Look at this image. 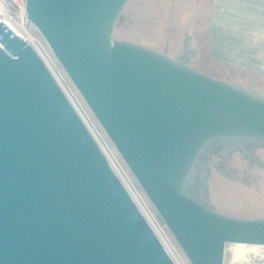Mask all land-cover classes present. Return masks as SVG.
<instances>
[{
  "label": "water",
  "instance_id": "water-1",
  "mask_svg": "<svg viewBox=\"0 0 264 264\" xmlns=\"http://www.w3.org/2000/svg\"><path fill=\"white\" fill-rule=\"evenodd\" d=\"M127 1L24 3L190 264H223L227 244L264 246V217L193 195L206 151L264 143V97L113 40ZM0 264H174L37 53L1 22Z\"/></svg>",
  "mask_w": 264,
  "mask_h": 264
},
{
  "label": "rangeland",
  "instance_id": "rangeland-1",
  "mask_svg": "<svg viewBox=\"0 0 264 264\" xmlns=\"http://www.w3.org/2000/svg\"><path fill=\"white\" fill-rule=\"evenodd\" d=\"M13 1L20 4L19 0H11V4H14ZM232 7L238 8L235 5ZM9 9L14 25L18 26L17 6L10 5ZM209 10L210 0H128L116 20L111 38L154 49L174 60H185L188 66L199 72L264 97V51H260L261 56L252 58L250 62L241 61L240 66L234 64L236 60L233 58H212L209 54V39L214 28ZM261 26L264 28V25ZM242 28L247 30V27ZM26 29L35 39L44 41L32 24L28 23ZM233 31L237 33L240 29L234 27ZM255 41V46L262 47L264 35L260 41ZM83 103L93 127L119 159L134 188L171 241L172 236H169L165 225ZM204 159L200 185L193 193L194 197L227 216L245 219L264 217V143L240 142L223 147L215 145L206 151ZM171 242L183 263L190 264L173 238ZM226 247L229 246H225V251ZM225 251L223 264L239 263L231 262L230 251ZM263 255L261 252L258 255L248 254L246 261L239 264H264Z\"/></svg>",
  "mask_w": 264,
  "mask_h": 264
},
{
  "label": "crops",
  "instance_id": "crops-1",
  "mask_svg": "<svg viewBox=\"0 0 264 264\" xmlns=\"http://www.w3.org/2000/svg\"><path fill=\"white\" fill-rule=\"evenodd\" d=\"M233 5L238 8L234 9ZM209 13L214 28L209 39L212 58H233L236 60L234 64L240 66L241 61L250 62L252 58L261 56L264 45L255 46L254 42L260 41L264 35V28H261L264 25V20H261L264 19V0H210ZM234 27L240 31L235 33ZM242 27H247V30Z\"/></svg>",
  "mask_w": 264,
  "mask_h": 264
},
{
  "label": "bare ground",
  "instance_id": "bare-ground-1",
  "mask_svg": "<svg viewBox=\"0 0 264 264\" xmlns=\"http://www.w3.org/2000/svg\"><path fill=\"white\" fill-rule=\"evenodd\" d=\"M0 22L4 24L9 30L14 32L16 35H18L21 38L20 31L14 26V24L6 19V13L0 8ZM15 23V22H14ZM20 25V24H19ZM30 35V34H29ZM31 41H33V47L36 48L35 45V38L30 35ZM50 67V66H49ZM78 113V111H77ZM79 114V113H78ZM82 123L88 130L89 134L95 141V143L98 145L100 150L102 151L105 159L107 162L111 165L113 170L115 171L117 177L121 181L122 185L127 190L128 194L138 207L139 211L142 213L152 230L154 231L156 237L160 241L161 245L164 247L166 253L170 257V259L173 261L174 264H184L182 259L179 257L177 252L175 251L174 247L170 243V241L164 236L163 232L161 231V228L157 225L155 222V219L151 212L147 209L146 205L142 201V197L139 196L134 191V186L132 185L131 181L127 178V176L124 174V172L121 170L118 162L114 158L113 154L107 149V147L102 144V141L100 140V135L96 131V129L93 127V124L90 122L89 119H87L84 115L79 114ZM226 251L229 250L230 254L232 255L231 262H239L246 261V257L248 254H255L258 255L260 252L264 254V246L262 245H246V244H227ZM225 251V253H226ZM229 255V254H228ZM264 256V255H263ZM251 257V256H250ZM229 258V259H230ZM264 261V259H263ZM248 262V261H247ZM238 263V264H239ZM245 263V262H244Z\"/></svg>",
  "mask_w": 264,
  "mask_h": 264
},
{
  "label": "built area",
  "instance_id": "built-area-1",
  "mask_svg": "<svg viewBox=\"0 0 264 264\" xmlns=\"http://www.w3.org/2000/svg\"><path fill=\"white\" fill-rule=\"evenodd\" d=\"M10 1L11 0H0V8L6 13V19L14 24V19L12 17L13 15H12L11 10L9 9V6L10 5H16L17 6V9H16L17 10V18H18V20L20 22V25L16 26V28L20 31L21 39L23 41H25L27 44H29L34 49V51L37 53V55L42 60V62L45 65V67L48 69V71L50 72L51 76L53 77V79L57 83L58 87L60 88V90L62 91V93L64 94V96L66 97V99L68 100V102L70 103V105L72 106V108L75 110V112L77 113V111H78L79 114L84 115L92 123L91 119L89 118L88 114L86 113L85 109L82 106V103H83L82 98L80 97V95L78 94V92L76 91V89L74 88V86L72 85V83L70 82V80L68 79V77L65 75L64 71L62 70V68L60 67V65L58 64V62L56 61V59L54 58L53 54L51 53V51L48 48V46L46 45V43L44 41L41 42L40 40L35 39L34 42H35L36 48L33 47L34 46L33 45V41H31V37L29 35V32L26 29V25L29 23V21L27 20L26 13H25V3H24V0H19L20 1V4H16L14 1H13L14 4H11ZM83 104H85V103H83ZM78 113H77V115L79 116ZM79 118H80V116H79ZM100 138H101L100 140L102 141V144L104 145V147L106 146L107 149L113 154V156L116 159V161L118 162L121 170L127 176L124 168L121 166V163H120L119 159L116 157V155H114L113 151L110 150V148L108 147L107 143L104 142V140L101 137V135H100ZM127 178H128V176H127ZM134 191L139 195V193L136 191L135 188H134ZM143 203L145 204L144 201H143ZM146 207L149 210V212L152 213V211H150V209H149V207L147 205H146ZM152 215H153V217L155 219V222L160 227V225L158 224V222H157V220H156V218H155V216H154L153 213H152ZM161 231L163 232L164 236L170 241L169 237L166 235V233L164 232V230L162 228H161ZM169 236L171 237V235H169ZM171 241H172V238H171ZM171 241H170V243L172 244ZM172 246H173V244H172ZM174 249H175V247H174ZM175 251H176V249H175ZM177 254H178V252H177Z\"/></svg>",
  "mask_w": 264,
  "mask_h": 264
}]
</instances>
